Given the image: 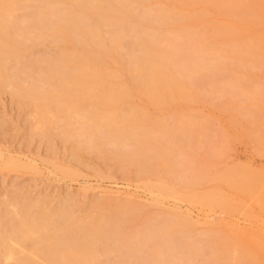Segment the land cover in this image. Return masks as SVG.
Returning <instances> with one entry per match:
<instances>
[{
  "label": "bare ground",
  "instance_id": "obj_1",
  "mask_svg": "<svg viewBox=\"0 0 264 264\" xmlns=\"http://www.w3.org/2000/svg\"><path fill=\"white\" fill-rule=\"evenodd\" d=\"M5 93L31 107V127L49 146L60 138L77 159L134 169L160 195L185 186L190 200L226 210L258 198L264 214V170L212 171L231 131L210 138L214 118L193 106L225 98L233 138L264 155V0H0ZM206 181L213 189L196 193ZM23 190L0 200V264H264V223L201 229L189 212L131 198L77 210L70 193L54 206L49 193Z\"/></svg>",
  "mask_w": 264,
  "mask_h": 264
},
{
  "label": "rangeland",
  "instance_id": "obj_2",
  "mask_svg": "<svg viewBox=\"0 0 264 264\" xmlns=\"http://www.w3.org/2000/svg\"><path fill=\"white\" fill-rule=\"evenodd\" d=\"M46 50L47 47L41 45L35 49V53L42 54ZM210 99L212 100L193 104L195 110L214 118L212 122L216 129L211 127L210 138H218L217 133L226 130L227 133L231 131L228 134L229 140L233 139L232 142L229 141L230 145L224 149L223 155L218 156L217 159L221 158L217 160L212 171H216V167L219 169L234 166H249L252 170L263 171L264 155L260 153L257 143L244 137L233 138L237 137L235 134L239 130L238 127L231 126L232 112L228 101L214 94L210 95ZM134 103L147 105L152 114L158 115L155 106L146 104L143 98L136 97ZM184 106L182 102L176 103L171 109L177 111ZM30 112V106L18 105L9 93L1 96L0 200L7 199L13 188L21 187L31 198L49 193L54 206L67 194L75 195L74 206L77 210L89 208L97 199H104L111 206L116 201L131 198L137 203L150 206L152 211L166 209L169 212H189L201 229L218 231L224 229L226 223H238L245 228L258 229L264 223L262 204L258 198H248L241 210H226L220 206L190 200L186 194L191 191L185 186L177 187L176 194L160 195L149 187L147 176L138 175L134 169L124 170L110 159L96 154L84 153L77 159L72 154L71 145L65 144L60 138H56L52 146H49L31 127ZM10 158H14L24 167L10 166ZM214 184V181H206L197 185L195 192L201 194L210 191ZM223 191L225 194L231 193L226 185ZM233 198L242 200L238 195ZM0 208L4 209L3 203Z\"/></svg>",
  "mask_w": 264,
  "mask_h": 264
}]
</instances>
